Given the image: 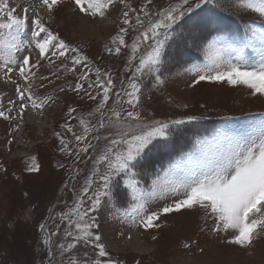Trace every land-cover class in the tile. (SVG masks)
<instances>
[{
	"label": "rangeland",
	"instance_id": "1",
	"mask_svg": "<svg viewBox=\"0 0 264 264\" xmlns=\"http://www.w3.org/2000/svg\"><path fill=\"white\" fill-rule=\"evenodd\" d=\"M31 1L9 0V3L12 7L19 5L17 14H20L23 7L29 6ZM178 2L179 0H153L150 10L154 14L161 8ZM127 3L139 11L145 0H127ZM210 7L222 10V20L225 21V17H228L234 21L233 35H220L240 37L244 34L247 23L261 20L258 14L236 7L234 0H214L213 3L202 6V9H197L194 14H189L193 20H212L210 27H207L208 23L201 27L200 31L205 33L199 35L205 39L200 42L199 49L191 46L187 40H180L168 49L161 69L165 80L163 85L156 84L152 75L141 78L139 110L146 120L198 117L178 126L171 137V146L156 151L138 169L141 172L140 179L146 187L156 175L163 176L169 164L193 152L197 139L211 140L221 132L231 135L250 131L255 124L254 117L264 113V95H252L246 86L207 81L193 86L195 74L187 69L192 65L204 66L209 63L203 43L211 39L213 32L223 29L218 23L219 16L212 15ZM127 10L118 2L103 18L92 17L82 13L74 0H62L54 9L51 13L53 18L50 17L45 25L66 43L78 48L83 55L89 54L85 63L91 71L81 65L73 70L71 61L63 58L50 56L40 59L39 50L30 48L32 62L40 59V64L33 69L36 76L31 81L32 92L36 97H52V101L42 110L29 107L22 119L18 117L20 101L16 84L26 86V82L19 77L18 69L6 77L4 69L0 68V110L12 117L8 120L0 117V264H69L70 260L92 264L97 258L98 252L91 244L81 242L74 250L63 254L58 247L59 243L71 239L64 236L69 225L67 220L61 218V214L68 213L75 206L86 179L91 176L93 162L105 146L104 137L108 134L103 129L90 133L87 142L93 147L87 153L80 151L85 142H77L73 133L82 132L79 117H85L91 120L92 125H96L95 116L88 114L95 111L100 96H96L93 101L83 92L78 94L71 89L77 82H81L89 92L96 95L94 87L88 88L89 83L96 81V68L102 73L111 74L116 85L114 92L120 91L122 85L127 87L132 75L128 70L130 45L138 32L129 29V34L125 37L129 47L123 48L120 55L106 51L107 47H113L111 38L123 26V11ZM85 16L91 19L88 18L87 21ZM130 17L134 24V14L131 12ZM82 20L86 22L85 27L81 26ZM180 23L187 33L193 21L186 16ZM25 39L31 44L35 43L31 31L26 34ZM140 51L143 53L145 48L142 47ZM50 60L54 63H50ZM186 61L190 62L187 64ZM85 73L89 79L80 81V76ZM61 88L64 91H60ZM115 99L113 95L109 106ZM123 106L128 107L126 104ZM70 108H75L76 112L69 115ZM29 110L48 123L41 127L39 123L42 121L38 119V126H35L28 120ZM66 123L72 127V132L66 130ZM55 133H60L67 142V151H60L63 145ZM94 136H99L100 140L94 139ZM186 145H189V149L185 148ZM20 146L28 152L23 155L11 154L14 150H19ZM33 156L36 157L39 170L29 172L27 169L32 166L30 158ZM117 181L114 190L120 189L130 196L123 180L118 177ZM88 195H91V191ZM176 198L179 197L154 201L150 205V211L160 209ZM113 200L112 195V199L106 201L98 212L90 213L96 216L99 228L94 231L101 236V242L106 245L109 253L103 259H111L116 264H264V232L254 239L250 247L229 244L226 242L228 234L215 233L212 230L213 220L199 207L162 214L155 221L159 227L144 229L133 226L130 218L122 216V209L116 208ZM131 202H128V208ZM89 203L85 197L84 209ZM41 223L46 225L49 233H55L49 246L43 243L45 233L40 230ZM57 228L59 233L56 232ZM135 231H138L149 249L129 246V235Z\"/></svg>",
	"mask_w": 264,
	"mask_h": 264
},
{
	"label": "snow or ice",
	"instance_id": "2",
	"mask_svg": "<svg viewBox=\"0 0 264 264\" xmlns=\"http://www.w3.org/2000/svg\"><path fill=\"white\" fill-rule=\"evenodd\" d=\"M61 2L62 0H40L39 7L25 6L17 14L19 5L12 7L9 0H0V68L4 69L6 77L18 69L19 77L26 82V86L16 84L20 101L17 116L21 119L29 107L42 110L52 101L51 96L36 97L32 92L31 81L36 76L33 69L40 64V59L32 62L30 48L38 49L41 58H63L71 61L73 70L81 65L91 71L85 63L88 57L53 33L40 15V9L52 13ZM118 2L128 10L123 11V26L111 38L113 47H107L106 51L120 55L123 48L129 47L125 39L129 29L138 32L130 45L128 56V70L132 75L126 88L122 85L120 91L114 92L116 85L111 74L102 73L96 68V81L88 84V88L96 89V95L89 92L81 82H77L71 89L78 94L83 92L93 101L96 96H100L95 111L88 114L95 116L96 125H92L91 120L85 117H79L82 132L73 133L77 142H85L80 151L87 153L93 147L87 142L90 133L103 129L108 134L104 137L105 146L96 156L91 176L86 179L75 206L68 213L61 214V218L67 220L69 225L64 236L71 238L59 243L61 253L72 251L83 242L93 245L98 252L92 264H116L111 259H103L109 253L106 245L101 242V236L94 231L99 228L96 216L90 213L98 212L106 201L112 199L118 177L129 190L132 201L129 208L121 210V215L130 218L133 226L156 228L159 225L155 221L162 214L199 207L213 220L212 230L215 233L228 234L227 243L250 247L254 239L264 232V113L254 117L255 124L250 131L231 135L221 132L211 140L197 139L193 152L169 164L163 176L156 175L147 187L138 171L156 151L171 146V137L178 126L198 119L186 116L183 119L146 120L139 110L142 96L140 80L144 75H152L156 84L165 83L161 69L168 49L178 41L187 40L191 46L199 49L200 42L205 39L199 32L202 25L210 21L193 20L189 14H194L197 9H202V6L211 4L214 0H179L154 14L150 10L153 0H145L139 11L131 7L127 0H74L82 13L101 18ZM234 3L238 8L258 14L261 20L247 23L244 34L240 37L212 35L211 39L203 43L209 63L204 66L192 65L187 71L195 74L193 86L204 81L227 82L232 86H246L254 96L264 95V0H234ZM130 12L134 14V24ZM186 16L193 21L187 33L180 23ZM29 31L35 39L34 44L25 39ZM142 47L145 48L143 53L140 51ZM50 63L54 61L50 60ZM88 79L86 73L80 76V81ZM60 91L64 89L61 88ZM113 95L116 99L109 106ZM124 104L128 107L125 108ZM73 112L76 109L70 108L69 115ZM0 117L12 119L2 110ZM64 127L72 132V127L67 123ZM55 135L60 137L63 145L60 151H67V142L60 133ZM93 138L100 140L99 136ZM30 159L32 166L27 171H38L36 157ZM85 197L90 201L86 209ZM168 197L179 198L160 209L150 211L152 202ZM39 227L45 233L43 243L51 245L52 235L55 233H49L44 223ZM59 231L57 228L56 232ZM69 264L80 262L70 260Z\"/></svg>",
	"mask_w": 264,
	"mask_h": 264
},
{
	"label": "bare ground",
	"instance_id": "3",
	"mask_svg": "<svg viewBox=\"0 0 264 264\" xmlns=\"http://www.w3.org/2000/svg\"><path fill=\"white\" fill-rule=\"evenodd\" d=\"M70 1V0H68ZM32 3H29V6L31 8H37L39 7V2L40 0H32L31 1ZM73 2V1H72ZM29 15L31 16V12H29ZM40 15L43 17V20H44V23L46 24V22L49 20L50 17L53 18V14L51 13H48L45 9H40ZM86 17V20L89 21V19H91L90 17L88 16H85ZM89 18V19H88ZM66 23V22H65ZM49 24V22H48ZM91 24V23H90ZM84 25H86V22H84V20L81 21V26L82 27H85ZM92 25V24H91ZM106 26V25H105ZM93 27V26H92ZM32 29H34V26H32ZM98 30V29H97ZM83 31V30H82ZM89 55V54H88ZM87 55V57H89ZM42 59V58H40ZM55 59V58H54ZM27 117H28V120L32 121L34 123L35 126H38V119L41 120L42 122L39 123V126L43 127L45 126V124H47L48 122H45L44 119L42 117H40V115L36 114V113H33L32 111H28L27 113ZM25 123V122H24ZM38 134V133H36ZM17 140H19L20 138L18 137H15ZM15 139V140H16ZM23 142V141H22ZM17 144V143H16ZM23 144V143H22ZM31 144V143H30ZM29 144V145H30ZM34 144V143H33ZM27 146V145H26ZM28 151L23 148V146L19 148V150H14L11 154H26ZM138 232V231H137ZM136 231L135 232H132L129 236H130V239L128 240V244L129 246H131L132 248H138V249H141V250H144V249H149L150 247L147 245V243L141 239V237L138 235Z\"/></svg>",
	"mask_w": 264,
	"mask_h": 264
},
{
	"label": "trees",
	"instance_id": "4",
	"mask_svg": "<svg viewBox=\"0 0 264 264\" xmlns=\"http://www.w3.org/2000/svg\"><path fill=\"white\" fill-rule=\"evenodd\" d=\"M210 11H211V14L214 15V16H219V19H218V23L223 26V29L219 30L218 32H213L211 35H215L216 33L217 34H221V33H228V34H231L233 35V30H232V27H233V24H234V21L228 17H225V21L222 20V17H223V14H221V11L220 9L218 8H214V7H210ZM212 25V20L210 23L207 24V27H210ZM200 34H204L205 32H202L200 31L199 32ZM187 64L190 62V61H186ZM194 132V130H193ZM186 149H189V145H186L185 146ZM172 159V158H170ZM165 163V162H164ZM150 166V165H149ZM147 166V167H149ZM113 203H114V206L118 209H126L128 208L129 204L128 202L131 201V197L128 196L126 194L125 191H122L120 189H116L114 190L113 189Z\"/></svg>",
	"mask_w": 264,
	"mask_h": 264
}]
</instances>
